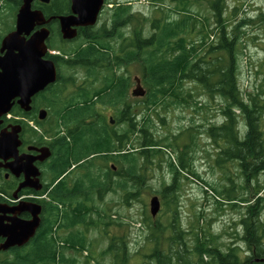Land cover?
I'll use <instances>...</instances> for the list:
<instances>
[{"label": "trees", "instance_id": "16d2710c", "mask_svg": "<svg viewBox=\"0 0 264 264\" xmlns=\"http://www.w3.org/2000/svg\"><path fill=\"white\" fill-rule=\"evenodd\" d=\"M2 1L15 23L23 0ZM110 1L114 3L112 8L107 5ZM150 1L181 3L182 0ZM211 5L217 22L222 25L224 0H212ZM33 8L41 9L47 18L67 14L70 0L49 3L35 0ZM106 8L111 13V23L81 29L73 41L63 39L56 21H52L48 46L58 53L49 52L47 56L58 67V79L33 98L30 112L15 105L11 117H5V123L22 124L24 143L50 146V185L53 186L51 201L35 236L19 251L17 259L5 264H78L77 256L66 252H82L88 248L90 241L82 226L85 229L103 226L111 243L102 254L112 253L116 259L114 264L127 262V241L108 231L111 224L119 222L96 201L103 200L110 191H121L126 203L139 197L147 180L146 166L163 146L151 131L148 112L170 96L172 102L189 98L192 91L186 92L185 82H198L210 96L219 95L225 102L223 123L208 127L207 133L220 147L216 165L227 169L228 162L236 161L240 175L235 178L226 172L229 184L212 188L233 207L244 209L240 224L246 249L230 244L224 250L200 232L195 234L193 247L189 246L187 232L178 224L175 176L172 184L162 189L165 204L167 200L170 204L168 224H154L151 217L145 220L151 229L149 242L154 243L151 257L158 264H264L263 185L251 187L264 172V101L261 100L264 90L244 94L238 85L236 63L239 38L236 32L249 21L238 22L231 31L221 26L218 44L202 51L208 36H203L201 41L190 39L187 33L191 34L195 16L188 6H183L182 17L174 20L149 19L134 12L131 3L120 0H108ZM261 17L264 21V14ZM149 22L153 32L146 36ZM128 27L131 28L129 35L125 31ZM2 38L0 34V46ZM79 39L77 46L72 45ZM135 63L141 67L147 87L146 114L140 100L134 101L131 96L133 81L129 68ZM63 67L82 68L83 80L78 82L74 74L66 78ZM40 108L48 111L44 120L34 115ZM108 110H113L110 115ZM141 114L145 115L142 123ZM240 116L245 121L243 126ZM179 164L187 169L185 153H181ZM170 166L178 171L173 163Z\"/></svg>", "mask_w": 264, "mask_h": 264}, {"label": "rangeland", "instance_id": "374dc122", "mask_svg": "<svg viewBox=\"0 0 264 264\" xmlns=\"http://www.w3.org/2000/svg\"><path fill=\"white\" fill-rule=\"evenodd\" d=\"M120 1L131 3L134 12L145 15L149 19L155 17H160L163 20L178 19L184 13L181 12L183 6H188L195 16L190 27L192 28L191 34L187 33L190 39L201 41L203 36H208L202 51L210 45L218 44L221 26H225L228 31H231L238 22L249 21L248 24H244L240 28V31L236 32L239 37L236 53L238 85L244 94L260 89L264 90V21L261 20V15L264 14V0H224L222 17L225 21L222 25L217 22V17H215V11L211 5L212 0H182L181 3L170 1L152 3L150 0ZM9 12L4 7V2L0 0V34L2 36L15 28L16 22L14 23ZM104 23H111V13L108 9L101 13L97 27H101ZM125 31L129 35L131 28L128 27ZM152 32L153 29L149 22L145 28V35L149 36ZM80 41L81 39L74 41L72 45L77 46ZM52 51L56 50L52 49ZM63 73L66 78L74 74L78 78V82H81L85 75L82 68L63 67ZM129 74L133 81L132 91L136 86L135 77L142 79V69L135 63L130 66ZM142 84L147 90L143 79ZM184 88L186 92L192 91L189 98L186 96V100L172 102L170 100L172 96H170L148 112V115L151 116L149 125L151 131L154 137L161 140L163 146H161L158 156L153 157L151 164L146 166L148 168L147 180L142 185L139 197L126 203L121 191L116 193L110 191L103 200L96 201L102 209L111 215L112 219L119 222L108 227L110 235L122 236L127 241L128 260L125 263L119 261V264H158L157 260L151 257L154 243L149 242L148 237L151 229L145 220H149L148 217H151L154 219V224H168L167 219L171 215L168 206L170 204L168 200L165 204L166 200L163 198L162 189L164 186L172 184L175 176H177L178 224L182 230L187 232L186 240L189 246L193 247L195 234L200 232L208 239H213L224 250L230 244H233L232 246L240 245L246 249L242 240L244 231L240 224L244 209L239 206L233 207L212 188V186L228 183L225 179L226 172L235 178L240 175V167L236 161L228 162L227 169H221L216 165L215 159L220 147L209 138L207 133L208 127L219 126L223 123L225 102L219 95L210 96L198 82H185ZM146 95L143 97L131 95L134 101L140 100L142 111L145 114L147 112L144 104ZM261 100L264 101V94ZM110 111H107L108 115L112 113ZM142 114L139 118L141 123L145 116ZM262 118L264 129V109ZM239 122L242 126L245 124L243 117H239ZM29 123L31 125L32 122ZM167 143H172V145L166 146ZM181 153H185L188 170L179 164ZM170 163H173L178 169L177 172L172 170ZM191 171L197 174H193ZM258 185H263V193L264 172L252 182L251 187L256 188ZM253 190L251 189V191ZM154 195L160 197L162 206L159 213L153 217L150 212V200ZM93 216L97 217L96 214ZM101 227L89 226L88 229H85L82 226L81 230L90 241L88 248L81 250L82 252L69 250L66 255L75 254L79 260L78 264H114L116 259L112 253L102 254L111 242L104 233L105 229L103 231ZM61 234L63 233L61 232ZM162 241H165L164 238ZM247 254L250 255V252Z\"/></svg>", "mask_w": 264, "mask_h": 264}, {"label": "water", "instance_id": "95a60500", "mask_svg": "<svg viewBox=\"0 0 264 264\" xmlns=\"http://www.w3.org/2000/svg\"><path fill=\"white\" fill-rule=\"evenodd\" d=\"M49 3L50 0H39ZM35 0H23L16 15L15 28L3 36L0 46V126L5 117H9L11 111L18 105L23 111L32 110L33 98L44 91L49 85L56 83L58 79V67L55 61L47 55L50 52L48 39L51 31L48 24L55 19L59 20L63 39L74 40L78 37V27L93 26L97 23L105 0H71V11L68 14L46 17L41 9L33 8ZM51 53V52H50ZM136 86L132 89V95L143 97L147 90L144 88L141 78L135 77ZM48 115L46 108L39 110V119L44 120ZM114 123L113 118H111ZM22 124H9L0 130V159L15 158L10 169L26 172L27 168L33 169L34 175H39L33 161L45 159L50 156L48 146L30 149L38 150V156L20 154L19 147L22 144L20 133ZM24 159H27L24 162ZM33 219L28 223L18 219L8 233L4 247L12 245H24L36 233L40 225L41 205L34 204ZM27 207L19 206L18 212ZM161 209V200L154 195L150 200V212L156 216ZM2 227V226H0ZM1 229V228H0ZM1 264V263H0Z\"/></svg>", "mask_w": 264, "mask_h": 264}, {"label": "flooded vegetation", "instance_id": "af4514ba", "mask_svg": "<svg viewBox=\"0 0 264 264\" xmlns=\"http://www.w3.org/2000/svg\"><path fill=\"white\" fill-rule=\"evenodd\" d=\"M107 1L108 0H105V4L100 12L97 23L93 26L78 27V33H80L81 29L100 28L97 27V25L99 24L101 13L107 9L106 8ZM112 5L114 6L113 3H109L108 6L112 8L113 7ZM70 11H71V0H70V10L68 13H70ZM52 21L47 25L50 31H51L50 26ZM55 21H56V27L58 26L61 33L59 20L55 19ZM69 41H73V40H69ZM39 110L34 114L38 118H39ZM10 117L11 114L9 117L6 118H10ZM14 117L15 119H19L17 116ZM9 124H15V123L13 121L5 123L4 121V123L0 126V130L8 126ZM31 126H35V125L31 124ZM36 130L40 131L38 127ZM22 133H23V129L20 133V138L22 141V144L19 147L20 154H31L32 156H38L40 152L38 150L30 149V146H35L37 148L48 146L50 148V146L46 143H39L37 145H34L32 143H24V139L22 138ZM51 155H52V150L49 157L42 160L36 158V160L33 161V165L37 167V170L39 172V175L36 176L34 175L35 171L33 169L27 168L26 172L25 170L18 171L17 167L14 168V171L10 169L9 164H12V162L15 161V158H10L8 160L0 159V226H2L0 227L1 228L0 229V263L1 264H5V261L8 260L17 259L20 254L19 251L22 250L25 246H27L30 243L31 239L35 236L34 235L27 243L21 246L19 245H12L8 247L3 246V244H5V242L8 239V236L5 235L4 233H8L10 231L9 229L12 227L13 224L17 223L18 219H20L21 222L23 223H28L33 219L34 216L33 210L36 208L34 204L41 205L40 225L43 222L44 213L48 209L47 208L48 202L51 201L50 192L51 189L53 188V186L50 185L51 173L49 167H50ZM26 161L27 159H24V162ZM19 206L27 207V209L18 212ZM161 206H162V202H161Z\"/></svg>", "mask_w": 264, "mask_h": 264}, {"label": "bare ground", "instance_id": "6f19581e", "mask_svg": "<svg viewBox=\"0 0 264 264\" xmlns=\"http://www.w3.org/2000/svg\"><path fill=\"white\" fill-rule=\"evenodd\" d=\"M34 128H37V126H34Z\"/></svg>", "mask_w": 264, "mask_h": 264}]
</instances>
